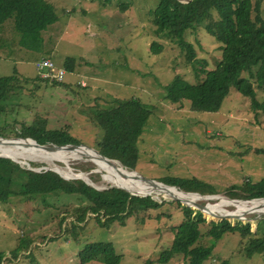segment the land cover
<instances>
[{
  "label": "rangeland",
  "instance_id": "1",
  "mask_svg": "<svg viewBox=\"0 0 264 264\" xmlns=\"http://www.w3.org/2000/svg\"><path fill=\"white\" fill-rule=\"evenodd\" d=\"M47 1L53 4L57 20L41 31L39 50L16 47L14 40L18 36L10 27L0 32V76L16 72L18 78L13 85L16 88L2 102L1 122L20 131L24 123L30 125L41 118L46 129L64 130L80 141L78 145L95 149V136L102 135L94 124L95 115L117 99H138L152 113L137 142L139 154L134 171L147 178L173 183L182 190L212 187L214 194L222 197L212 200L196 194L199 200L191 203L197 205L189 206L201 212L207 222L220 218L198 207L216 205L219 211L233 212L236 209L233 205H217L220 199H242L238 197L264 179V115L252 110L249 98L234 88L215 112L194 111L188 100L171 103L165 98V86L175 75L189 83L201 81L204 75L196 76L194 70L216 66L221 56L220 43L203 26L188 30L185 40L193 45L195 56L191 62L187 61L173 37L153 33L150 11L157 0ZM261 10L264 17V0ZM152 41L162 45L160 53L151 51ZM47 58L56 67L50 76L35 68ZM67 58L73 62L70 70L64 64ZM57 70L63 71L60 78ZM243 75L254 80L249 73ZM253 86L256 98L264 97V87L258 88L254 83ZM82 154L84 157L68 155L66 162L57 159L51 162L30 155L11 158L36 171L43 167L59 170L68 178H74L67 175L68 171L74 174L83 171L73 166L93 164L92 169L98 167L102 175L98 173L100 178L95 183L90 181V174L84 180L97 188L110 186L103 179L107 171L100 170L99 163ZM30 162L43 164L31 166ZM197 190L201 191L200 187ZM150 196L159 202L172 203L139 211L124 224L113 222L108 227L94 218L86 219L84 226L73 227L70 222L66 223L71 217L59 225L60 217L64 216L63 205L69 204L67 210H70L79 203L76 197L55 199L57 210L44 208L39 198L10 197L7 203L0 204V253L3 255L0 264H81L79 252L93 242H110L121 256L119 264H182L181 257L164 263L156 260L172 243L169 227L182 220L181 206L173 201L186 205L164 193L152 191ZM49 201L53 199L49 197ZM37 205L39 213L29 211ZM243 216L245 219L226 220L232 225L238 221L249 223L251 235L241 237L237 232H228L215 243L208 237L198 241L205 246L213 244L214 258L207 264H221L223 260L228 264H264V253L248 256L245 252L251 237L264 235V215L249 212ZM206 230V226L202 227L203 232ZM28 242L29 247L24 251L22 247ZM18 246L22 249L14 251Z\"/></svg>",
  "mask_w": 264,
  "mask_h": 264
},
{
  "label": "trees",
  "instance_id": "2",
  "mask_svg": "<svg viewBox=\"0 0 264 264\" xmlns=\"http://www.w3.org/2000/svg\"><path fill=\"white\" fill-rule=\"evenodd\" d=\"M263 0H157L151 9L153 33L157 36L173 37V42L180 48L191 62L195 53L191 43L185 40L188 30H196L203 26L207 33L220 43L221 56L212 69L194 70L195 75L202 73V80L189 83L181 76L175 75L165 86V98L171 103H181L188 100L194 111H217L224 98L232 88L241 95L248 97L250 107L257 114L264 115V97L256 98V90L264 87V17L261 4ZM57 20L52 3L47 0H0V32L5 27L17 34L16 47L28 50H39L41 47V31ZM150 49L160 53L162 45L152 41ZM71 58L64 61L66 70L72 69ZM256 67L255 71L252 68ZM195 68V67H194ZM254 80L245 77L244 73ZM39 78V77H38ZM17 73L0 76V117L4 97L14 87ZM31 80V79H30ZM40 80V78H39ZM114 101V100H113ZM152 109L138 99L115 100L104 111L94 117V124L100 128L102 135L97 138L94 147L107 158L117 160L123 167L134 170L138 160V139L146 127ZM41 118L30 125H22L20 131L1 122L0 136L30 137L39 144L53 143L58 145L79 144L80 141L64 130L46 129ZM264 152V151H263ZM43 164L39 162L31 163ZM83 171L90 170L93 164L85 163L73 166ZM69 175V174H67ZM100 178L98 173L89 175L91 182ZM163 182V181H161ZM165 183V182H163ZM173 185V183H165ZM200 187L201 191L197 190ZM183 189L188 192L216 193L212 187L198 186ZM147 194L146 192H139ZM24 196L30 199H41L46 209L57 210L54 200L61 197H76L79 201L70 210H65L60 217L59 225L66 218L73 227L84 226L86 219H96L101 225L108 227L113 222L124 224L126 219L139 211L158 209L162 204L172 201L159 202L152 196H135L115 186L97 188L91 183L79 178H65L57 171L29 169L9 157L0 156V204L8 202L10 197ZM49 197L53 202L49 201ZM238 197V196H231ZM264 197V179L252 186L238 198L252 199ZM182 220L169 227L173 233L172 243L162 250L157 262H167L173 257H181L182 264H207L213 256V244L201 245L203 237L211 238L212 243L219 240L225 233L237 232L241 237L251 235L249 223L238 221L232 225L228 220L207 222L201 212L194 211L188 206L181 205ZM28 208V207H27ZM40 212L38 205L29 211ZM67 211V212H66ZM35 212V211H34ZM59 212V211H58ZM66 212V213H65ZM54 213H50V216ZM67 226V224H65ZM206 226L207 230L202 231ZM30 242L23 249L27 250ZM17 247L14 251L22 249ZM248 256L253 253H264V235L250 238L245 247ZM3 255L0 253V259ZM81 264L99 261L103 264H119L121 256L115 251L110 242H93L86 244L79 252ZM216 264V263H209ZM221 264H228L223 260Z\"/></svg>",
  "mask_w": 264,
  "mask_h": 264
},
{
  "label": "bare ground",
  "instance_id": "3",
  "mask_svg": "<svg viewBox=\"0 0 264 264\" xmlns=\"http://www.w3.org/2000/svg\"><path fill=\"white\" fill-rule=\"evenodd\" d=\"M0 152L1 154L12 156L17 158L18 156L23 155H30L37 158H40L41 160L46 161H53L55 159L57 160H63L65 161V157L68 155H77L79 157H84L82 153H85L88 155L92 161L99 163L100 170H106L107 173L103 174V179L106 181H109L111 184L118 185L121 187H124L132 192H146L151 193L152 191H155L154 187L150 185L147 182L141 181L134 177L135 173L132 171H128L127 169L123 168L121 165L117 164L114 161L109 160H103L99 156H97L95 153L92 152V150L84 148V147H72L71 149H56V148H44V147H38L33 142L29 140H19V141H13V142H2L0 143ZM29 159V158H28ZM34 159V158H33ZM78 159V158H77ZM66 162V161H65ZM98 168V167H97ZM69 174V173H67ZM172 195H175L177 197H180L183 200H186L187 202L191 203L192 201L199 200L195 195L196 194H183L182 192H178L175 190V188H168ZM158 193V192H157ZM201 199V198H200ZM229 200V199H228ZM220 207L223 205H233L236 210L233 212H224L222 210L219 211V208H217L216 205H207V206H200V207H206L205 210L213 211L214 213L217 212V214L220 212L221 214L227 215V218H233L236 219H245L243 216L245 213H251L255 212L257 215H264V200H256L253 202L248 201H227L224 197L220 199L218 202ZM192 205H197L196 203H191ZM252 218V217H251Z\"/></svg>",
  "mask_w": 264,
  "mask_h": 264
},
{
  "label": "water",
  "instance_id": "4",
  "mask_svg": "<svg viewBox=\"0 0 264 264\" xmlns=\"http://www.w3.org/2000/svg\"><path fill=\"white\" fill-rule=\"evenodd\" d=\"M183 1V0H182ZM184 1H187V0H184ZM31 140L33 142V144H35L36 146L38 147H44V148H49V149H52V148H56V149H71L72 147H84V148H87V149H90L92 150L93 153H95L97 156H99L101 159L103 160H109V161H114V162H118L117 160H114V159H110V158H107L106 156H104L103 154H101L99 151L93 149L92 147L88 146V145H84V144H64V145H57V144H52V145H47V144H39L37 141H35L34 139H31L29 137H26V138H23V137H2L0 136V143L2 142H13V141H19V140ZM0 156H3V157H9L11 158V156H8V155H4V154H1ZM12 159V158H11ZM14 160V159H12ZM16 161V160H15ZM69 168V167H68ZM60 175L61 172L59 170H56ZM135 173L134 177L141 180V181H144V182H147L149 183L150 185H152L155 189L156 192H158V194H167L169 195V197L173 200H180L182 203H184L186 206H193L191 203L187 202L186 200H183L181 199L180 197H177L175 195H172L171 192L169 191L168 188H175L176 190L178 191H181L183 194H197L199 197H204V199H212V200H215L217 199V197L221 196L220 194H210V195H205L203 196L202 194H200L199 192H185L183 191L181 188L179 187H176V186H173V185H168V184H165L163 182H160V181H157V180H154V179H151V178H147L145 176H143L142 174L140 173H137L136 171L134 170H131ZM67 173H69V175H71L72 177L74 178H80V179H85L87 177V175L91 174V173H100L102 175V173L98 170V168L96 167V169H91L89 171H80L78 172L77 174H74V173H71L70 171H68ZM65 178H68V176H63ZM110 186H115V187H118V188H121L123 189L124 191L128 192L130 195H135V196H148V195H151V193H147V194H141V193H135V192H132L124 187H121V186H118V185H114V184H111ZM214 199H213V198ZM225 198V197H224ZM229 200H234V201H253V200H264V197H260V198H252V199H231V198H227ZM197 207V206H196ZM198 209H200V211H204V212H207L209 214H212V215H215L216 217L220 218V220L222 219H226L227 218V215L225 214H218L216 215L213 211H209V210H205L206 207H198ZM236 210V209H235ZM234 210V211H235Z\"/></svg>",
  "mask_w": 264,
  "mask_h": 264
},
{
  "label": "built area",
  "instance_id": "5",
  "mask_svg": "<svg viewBox=\"0 0 264 264\" xmlns=\"http://www.w3.org/2000/svg\"><path fill=\"white\" fill-rule=\"evenodd\" d=\"M35 68H36V71L45 73L46 76H50L52 75L51 71L55 69L56 67L54 63L49 58H47V59H43L42 61L38 62L35 65ZM57 72L60 73L59 74V78H60L63 71L57 70Z\"/></svg>",
  "mask_w": 264,
  "mask_h": 264
}]
</instances>
